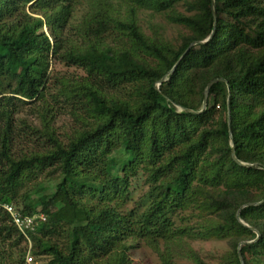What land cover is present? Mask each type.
<instances>
[{
  "label": "trees",
  "instance_id": "16d2710c",
  "mask_svg": "<svg viewBox=\"0 0 264 264\" xmlns=\"http://www.w3.org/2000/svg\"><path fill=\"white\" fill-rule=\"evenodd\" d=\"M211 3L0 0V264H132L139 245L160 264H264V0H214L215 26ZM147 12L177 44L144 35ZM52 61L84 75L52 81ZM214 80L201 113L180 111ZM48 98L71 106L64 137ZM7 205L47 221L27 240ZM195 241L225 248L211 263Z\"/></svg>",
  "mask_w": 264,
  "mask_h": 264
},
{
  "label": "rangeland",
  "instance_id": "374dc122",
  "mask_svg": "<svg viewBox=\"0 0 264 264\" xmlns=\"http://www.w3.org/2000/svg\"><path fill=\"white\" fill-rule=\"evenodd\" d=\"M182 11V9H181ZM82 10L79 11V14ZM25 13L28 14L27 8H25ZM140 27L146 36H152L153 31L157 30L167 41H170L174 44H177V40L179 34L182 32L179 28L175 27L174 25L170 24L165 17L161 16H151L149 12L144 13L140 17ZM83 71L74 66H65L64 64L60 63H50V77L53 81L55 77H71V78H78L82 77ZM50 81V80H49ZM54 92V90H52ZM51 94V91H50ZM51 95H56L52 93ZM50 105L53 107L52 111L55 112V122L54 126L57 129L59 135L64 137L67 133L76 126L72 116L70 115L71 106L66 105L64 103L61 104H53V100L48 98ZM26 114V110H21V116L24 117ZM32 121V124L36 126L39 125L35 118H28ZM29 187V186H28ZM44 211L48 213L52 219L60 221V222H68V223H75L81 221L82 217L75 209H70L63 207L61 205L56 206H47L44 208ZM44 215V214H43ZM47 220V218H46ZM192 247L194 250L200 253V255L208 262L215 263L217 257H220V254L223 252L225 248V244L223 242H204V241H195L191 242ZM130 261L132 264H160L159 260L157 259L156 255L151 252V250L147 249L146 247L139 245L136 248L130 251ZM32 262L29 264H48V259L46 258H35L32 255ZM27 256V257H29Z\"/></svg>",
  "mask_w": 264,
  "mask_h": 264
},
{
  "label": "built area",
  "instance_id": "2783aa9c",
  "mask_svg": "<svg viewBox=\"0 0 264 264\" xmlns=\"http://www.w3.org/2000/svg\"><path fill=\"white\" fill-rule=\"evenodd\" d=\"M4 210L9 214L11 218V222L16 227V229L25 237L27 238L28 232H34L44 223H46V216L43 214H37L32 216H22L15 211L12 206H4ZM32 262V258L29 256L26 258V264Z\"/></svg>",
  "mask_w": 264,
  "mask_h": 264
},
{
  "label": "water",
  "instance_id": "95a60500",
  "mask_svg": "<svg viewBox=\"0 0 264 264\" xmlns=\"http://www.w3.org/2000/svg\"><path fill=\"white\" fill-rule=\"evenodd\" d=\"M211 10H212V17H213V22H214V26H215V24H216V14H215V10H214V0H212V3H211ZM210 38H211V36H210L207 40H205L204 42H194V43H192V44L189 46L188 50H189L192 46H194V45H197V44H204V43L207 42ZM173 70H174V69H172V70L170 71L169 74H171V73L173 72ZM165 81H166V77L162 78V79L159 81V83H157V84L155 85V89L158 90V87H159L163 82H165ZM218 81H221V80H214V81H211V82L207 85V87H206V89H205V91H204V99H203V103H202L201 111H199L198 113H195V112H193V111H190V110H187V109H184V108H179L180 111H183V112H186V113H192V114H199V113H201V112L205 109V107H206V101H207V97H208V93H209V89H210V87L212 86V84H214V83H216V82H218ZM234 153H235V151H234V146H233V144L231 143V156H232V159H233V160H235ZM254 205H258V204H254ZM251 230L257 235V238H256V240H257V239L259 238V234H258V232H256V231L253 230V229H251ZM256 240H255V241H256ZM253 242H254V241H253ZM253 242H243L242 244H250V243H253Z\"/></svg>",
  "mask_w": 264,
  "mask_h": 264
}]
</instances>
